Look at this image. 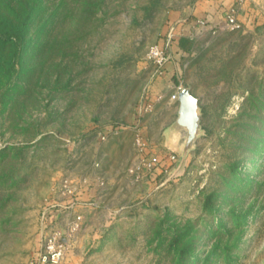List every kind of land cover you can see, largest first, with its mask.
<instances>
[{
    "label": "rangeland",
    "instance_id": "obj_1",
    "mask_svg": "<svg viewBox=\"0 0 264 264\" xmlns=\"http://www.w3.org/2000/svg\"><path fill=\"white\" fill-rule=\"evenodd\" d=\"M175 1L39 0L0 88V264L30 263L77 215L63 264H264V0L203 32L161 92L151 55ZM179 87L200 106L186 156ZM85 192L87 220L43 229L51 201Z\"/></svg>",
    "mask_w": 264,
    "mask_h": 264
},
{
    "label": "crops",
    "instance_id": "obj_2",
    "mask_svg": "<svg viewBox=\"0 0 264 264\" xmlns=\"http://www.w3.org/2000/svg\"><path fill=\"white\" fill-rule=\"evenodd\" d=\"M252 0H176L175 5L165 15L163 38L159 42L161 46L169 47L167 52L174 54V58L168 57L165 72L157 82L159 91H166L171 85V78L176 74L179 56L185 54L200 38L203 32H211L227 25L228 16L238 13L239 20L245 25L252 23L253 18L245 13L244 7L251 4ZM96 196L95 193H93ZM84 193L79 196L74 205L69 195H63L60 200L51 201L52 210L48 213V219L43 221V229L52 225L62 213L83 214L86 219L88 212L95 210V205L87 203L92 196ZM70 221V220H69ZM69 223V222H68ZM67 223V225H68ZM40 248L35 253L38 256ZM39 251V252H38ZM37 258V257H35Z\"/></svg>",
    "mask_w": 264,
    "mask_h": 264
},
{
    "label": "trees",
    "instance_id": "obj_3",
    "mask_svg": "<svg viewBox=\"0 0 264 264\" xmlns=\"http://www.w3.org/2000/svg\"><path fill=\"white\" fill-rule=\"evenodd\" d=\"M39 0H0V88L17 72L19 55L31 46L33 14Z\"/></svg>",
    "mask_w": 264,
    "mask_h": 264
},
{
    "label": "built area",
    "instance_id": "obj_4",
    "mask_svg": "<svg viewBox=\"0 0 264 264\" xmlns=\"http://www.w3.org/2000/svg\"><path fill=\"white\" fill-rule=\"evenodd\" d=\"M227 28L231 30H236L242 28L236 12L230 14L227 20ZM151 59L156 63L158 68V73L162 76L165 72L166 65L168 63V58L166 56V51L164 46H158L155 50L152 51ZM183 88L179 87L177 91L172 95V99L178 101L179 94ZM103 141L106 140V136L101 137ZM139 144H143V140H138ZM69 194H72V191L69 190ZM83 226V217L77 215L71 220L69 224V233L68 237L63 235L60 231H53L48 235L43 245L42 251L39 253L38 257L32 260L28 264H63L65 260L67 249H68V239L76 236V234L82 229Z\"/></svg>",
    "mask_w": 264,
    "mask_h": 264
},
{
    "label": "water",
    "instance_id": "obj_5",
    "mask_svg": "<svg viewBox=\"0 0 264 264\" xmlns=\"http://www.w3.org/2000/svg\"><path fill=\"white\" fill-rule=\"evenodd\" d=\"M179 116L175 124V131H186L187 141L184 147V156L194 146L200 133V106L199 100L190 89H182L179 94Z\"/></svg>",
    "mask_w": 264,
    "mask_h": 264
}]
</instances>
